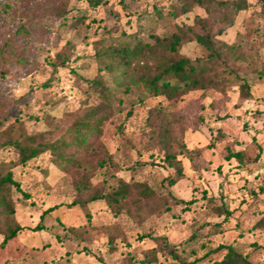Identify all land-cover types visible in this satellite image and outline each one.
<instances>
[{
	"label": "rangeland",
	"instance_id": "obj_1",
	"mask_svg": "<svg viewBox=\"0 0 264 264\" xmlns=\"http://www.w3.org/2000/svg\"><path fill=\"white\" fill-rule=\"evenodd\" d=\"M248 2L233 25L218 35L227 62L217 65L220 86L175 100L146 97L129 84L136 65L126 76L123 71H100L95 42L102 40L101 46L108 47L133 43L126 34L140 40L168 36L179 25L193 24L195 16L205 17L201 7L178 15L172 12L181 10V0H110L95 7L87 0H9L7 11L0 7V39L12 36L26 58V65L13 63L7 66L9 75L0 77V100L8 103L0 143L1 137L21 132L62 136L87 106L100 102L82 78L100 75L115 93L95 148L77 154L81 162L60 169L44 153L26 166H13L22 189L14 192L15 216L29 229L10 250L0 251V264H180L159 251L158 236L177 245L181 260L194 264H215L225 252H212L219 244L232 245L254 264H264V230L256 226L264 212V192H259L264 186V0ZM21 25L30 37L16 32ZM62 50L70 56V67L55 70L52 62ZM181 52L190 58L206 55L195 41L185 43ZM241 77L250 84V97L242 94ZM47 81L50 86L42 87ZM165 126L171 127L172 151L184 171L174 185L169 178L177 177L175 168L165 159L157 135ZM5 129L10 133L3 134ZM180 144L190 150L188 155L180 154ZM104 151L113 163L100 165ZM237 151L243 152L242 163L228 158ZM15 159L13 150L1 149L0 169L3 161L11 165ZM137 161L154 164L130 169ZM118 178L149 186L156 196L143 199L134 191L122 204H72L116 186ZM81 180L86 187L80 189ZM204 194L217 203L228 202L234 215L224 221ZM171 196L196 202L187 209ZM39 223L43 228L34 229ZM192 234L196 239L184 243Z\"/></svg>",
	"mask_w": 264,
	"mask_h": 264
},
{
	"label": "trees",
	"instance_id": "obj_2",
	"mask_svg": "<svg viewBox=\"0 0 264 264\" xmlns=\"http://www.w3.org/2000/svg\"><path fill=\"white\" fill-rule=\"evenodd\" d=\"M9 0H0L2 10L9 9ZM91 6H100L109 4L110 0H87ZM193 6L201 7L206 16H195L193 24L179 25L175 32L168 36L151 35L152 40H140L136 34H126L133 43L126 42L119 45H110L102 47V40L95 42L97 50L95 52L96 63L100 71H105L111 75L123 71L124 75L128 74L129 68H133L134 73L128 80V83L137 86L143 90L146 97L165 96L169 100H175L179 97L196 90H205L212 87L220 86L218 79L219 71L218 64L227 66L222 45L218 39V35L222 34L228 26L233 25L234 17L249 6L248 0H181V10L175 9L172 14L190 12ZM1 10V11H2ZM64 10L58 11L55 15L60 16ZM221 25L215 30L213 24ZM18 34L30 37V31L21 25L16 29ZM195 41L202 46L206 52L205 56L190 58L181 52L182 46L187 42ZM23 47L16 43L12 36L0 39V77H7L9 69L13 63L26 65V58L23 56ZM70 56L65 52L59 51L55 56V61L52 62L53 68L56 70L59 67H70ZM71 71H75L71 68ZM233 70L229 67V72ZM78 75V74H76ZM87 86L90 87L91 93L99 97L100 102L87 106L85 111L74 118L72 124L66 128L62 136L53 138L51 133L36 132L28 133L21 132L17 136H3V141L0 143L1 149L13 150L16 154V159L10 165L9 162L3 161L0 169V251L6 252L10 250V246L14 245L19 239L21 233L27 229V226L21 225L17 220L16 200L14 192H22L21 185L14 179L13 166H26L30 161L38 156L48 153L54 165L60 169H65L67 166H72L75 163L81 162L77 156L78 153H87L94 149L103 133V123L107 118V110L112 106L115 98V93L109 89L102 76L93 79L82 78ZM240 85L242 94L245 97L252 95L248 80L241 77ZM50 82H44L42 87L47 88ZM8 103L0 100V129L6 124ZM131 112H128V116ZM7 129L3 130V134ZM159 142L163 146L169 165L175 168L177 177L169 178V181L174 185L179 179L184 177V171L181 161L177 157V153L172 151L174 139L171 135V127L165 126L161 131L157 132ZM180 154L188 155L189 149L180 144ZM260 148H262L260 146ZM261 153V152H260ZM107 155L99 160L100 165L113 163L111 155L104 151ZM236 158L242 163L243 152H231L228 158ZM154 162L137 161L136 165L130 166V169L144 167ZM117 185L110 189L105 187L95 190L85 202L82 200L73 201L72 204H84L90 201L106 200L110 205L122 204L129 200L134 191H137L140 198L148 199L156 196L155 192L149 187L141 183H129L122 178H118ZM86 187L84 180L79 182V188ZM260 193L264 192V186L260 187ZM254 196L258 192L252 191ZM205 199L213 207L219 215H224V221H227L235 213V209H230L229 203L221 201L217 203L216 198L204 194ZM177 204L185 205L189 208L196 202V199L184 200L171 196ZM57 205L47 208L43 214L46 215ZM256 226L264 230V212L257 219ZM42 224H38L34 229H42ZM196 234L186 240L196 239ZM154 240L160 241V250L163 254L171 255L174 259L180 261V264H194L180 259L177 251V245L170 244L165 236L155 237ZM164 240V241H163ZM112 243V239H110ZM18 250L19 248H15ZM225 251L222 258L215 260V264H254L248 256L239 252L234 246L227 244H219L212 252ZM25 252V251H24ZM156 259L155 254L152 255ZM208 257L205 254L201 259ZM1 259V258H0ZM13 259V258H12ZM153 259V258H152ZM149 259L148 261H152ZM11 260L7 257L6 261ZM1 261V260H0Z\"/></svg>",
	"mask_w": 264,
	"mask_h": 264
}]
</instances>
